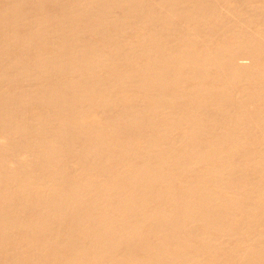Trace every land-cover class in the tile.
Wrapping results in <instances>:
<instances>
[{"label":"bare ground","instance_id":"bare-ground-1","mask_svg":"<svg viewBox=\"0 0 264 264\" xmlns=\"http://www.w3.org/2000/svg\"><path fill=\"white\" fill-rule=\"evenodd\" d=\"M0 264H264V0H0Z\"/></svg>","mask_w":264,"mask_h":264}]
</instances>
